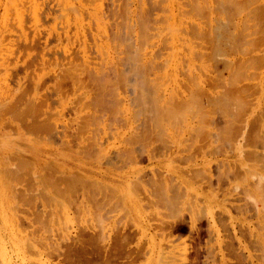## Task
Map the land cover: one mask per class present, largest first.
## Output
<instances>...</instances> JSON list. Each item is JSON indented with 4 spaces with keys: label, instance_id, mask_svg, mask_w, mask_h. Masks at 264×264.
<instances>
[{
    "label": "rangeland",
    "instance_id": "1",
    "mask_svg": "<svg viewBox=\"0 0 264 264\" xmlns=\"http://www.w3.org/2000/svg\"><path fill=\"white\" fill-rule=\"evenodd\" d=\"M70 1H72V4L69 3ZM79 1L80 2H78L77 0H67V5H65L66 0H0V19L3 20L4 18H6V14L7 17L10 16L11 11L9 10L11 8V10H13L12 13L14 17L11 16L12 18H9L10 24L12 27H15L16 31L19 30L17 34H15L16 32H13V30L15 29H11L10 25L9 27H7V29H0V50L5 49V54L3 52L0 53V63H2L1 59H3L4 57L7 59V61H9L8 68H4V66L0 65V92L4 93V95L3 93L0 94V110L2 111H0V215H2L1 217L3 218V220H1L0 217V225L2 228L1 231H5L4 233H0V239L3 237L5 239H3L4 243L0 240V264H9L13 261L17 264H20L22 262L24 264H34V262L36 263L37 256L35 252H32L33 254H35V256L31 252H29L30 249H34L28 247L27 244H29V246L31 245L32 247V243H36L35 241L40 238H44L41 241L42 244L50 243L51 245H53V243L59 242L64 248L63 250L70 251L72 257L74 258L73 261L68 262L67 260L63 259L64 257H59L60 259H57V255H46L45 260H50V258L52 260H48L49 263L45 262L46 264H59L55 260H59V262H63V264H170L169 258L170 255L172 256V254H169L171 253L170 251H173V248L175 246L183 243L184 241L187 243V260L185 256L177 259L178 264L182 263H180V261H184V264H264V180H262L264 179V0H231V2H233V5H231L232 3L229 5V2L223 4V7L220 6V3L218 4V1L223 3V0H204L206 4L210 1L207 5L211 8V10L213 8L215 9H213L214 12H205L200 10L202 13L205 12L203 16H201L202 13L200 16H193L192 13V15L189 14V9L190 11H192L196 8L183 6V3L187 0H146V3L144 4L143 2H145V0H140V2L142 3L140 4V6H137L138 4L136 5L139 0H100L101 3H103L104 7H102L107 16L105 15L103 10L100 11V9H96V4L99 0H91L92 2L90 0ZM152 1L157 4L153 3ZM195 1L196 0H194L193 2L194 4H196ZM197 1L199 2L197 3L198 6L200 5V9L203 8L205 2L202 1V3H204L202 4L200 3L201 0ZM212 1L213 3H211ZM93 2H95L96 4ZM117 2L119 7L117 6ZM149 2L150 5L148 4V8L151 6V2L153 3L152 5H154L150 8V10L145 7ZM171 2H173V4ZM78 3H81V6L83 4L84 8L78 5ZM188 3H190V5L192 6L194 5L192 2H186L187 5ZM179 4H181L182 7H180ZM206 4L204 8L205 10ZM6 5L10 7H7ZM127 5L129 9L130 6L131 9H136L135 12L137 11V13L131 10L128 12H130V14L132 15H129V13L127 12L128 8H126ZM133 5L136 8L133 7ZM141 5L142 9L144 7L146 11L145 9L141 10ZM177 5L179 6L177 7ZM23 6L26 8H24ZM232 6L233 8H231ZM30 7H42V9L44 10H42L43 15H41L43 26L38 28V34L35 31L34 25L32 24L33 21L31 22L28 18V13L26 14V11L28 10L27 8L30 9ZM74 7H77V9H79V14L77 13L78 10L74 9ZM138 7L140 9H138ZM68 8H73V11H70L72 12V14L74 13L76 17L74 14L73 16L72 14H70L69 16V13L71 12ZM82 8L84 10L83 15L80 14L82 12ZM173 8H175L174 12ZM181 8L183 10L184 8L188 10L187 11L185 9L187 12H189H186L188 14L187 16L182 15L181 17L180 14L183 13ZM62 9L64 11L66 9L69 11L68 16H63L67 12H64ZM95 9L104 13V15L102 13H98ZM147 9L155 13L154 14L151 12L150 16L151 20L153 21L150 26L152 27L153 25L154 28V31L153 29H151L153 32H151V30L150 32L151 34L154 33V37H151L154 42L151 40V44L149 43L148 46L149 49H146L145 47V51L147 50L146 53L149 55L148 58L154 53L159 54L158 60H161L164 56V59H162L163 61L161 60L160 63L157 60L160 67H163L164 69L165 67L169 68V65H171V67L168 70L163 69L164 71L162 70V68L155 69L156 71L151 70L150 72L144 74V76L146 75V77H142L143 75H138L135 71L132 70L127 71L135 72L136 75L135 73H130L131 75H129V72H127L126 70L125 71L128 73L127 75L125 72H121L120 70L119 74V71L117 70V63L119 62H117V60L119 61L120 58L124 57V55L118 53L121 51L118 48V31L122 30L121 28L123 27V25H120V22H133L137 20L136 16L139 18L140 14L142 15L144 13L143 11L147 12V16H149L150 12H148ZM89 10H91L92 13H89ZM19 11H24L25 16L27 15L25 19L27 18L29 21L26 26L27 32L29 33V42L23 40V38H20V29L17 25H14L16 14ZM177 11H180V14ZM195 12L196 14L197 12L199 14L198 10ZM97 13L102 16H99V20L103 18L101 20V25L99 24V20H95L98 17H95L94 15H98ZM196 14L194 13V15ZM3 15H5V17ZM58 15L60 16V18L58 17ZM90 15L92 16V19L90 18ZM111 16L115 21L110 22L111 20H113ZM162 16L168 20L166 21ZM170 16L172 17V19H169ZM68 17H74V19L69 18L70 22L68 23ZM93 17L95 19H93ZM128 17L129 19L134 18V20L127 21L129 20ZM185 17L187 19L193 18V20L188 19V24L187 22H184L186 24L181 23V27L179 25V22H183V20L186 21L187 19ZM216 18L219 19L217 20ZM77 19L79 20V22L84 24L80 25L81 23H79ZM90 19L91 21H88ZM175 19L177 21H175ZM71 20L75 22L77 21L78 23H75L77 24V26ZM172 20L176 23H173ZM189 20L192 22H190ZM96 21H99V23ZM193 21H199V25L207 28V31L202 28L203 32L204 30L206 32L210 31L212 29V26H219L217 24H224V26L221 25V32L224 34V36L218 41H212L209 37L196 38L194 39V41L192 40L193 46L197 47L196 50L203 49L204 51L202 52L205 56L204 59L202 58V60L195 61L194 59H192V63L189 64L190 61L187 60V58H190V56H185L186 54H188L186 51L187 45L182 44L183 42L180 39L183 38V35H179V32L184 31L183 28H187V26L190 29L189 25L194 23ZM107 22L109 25L107 24ZM104 23H106V26L108 25V35L106 34L107 29H104L106 27L104 26ZM116 23L118 24V26ZM98 25H103L102 27L105 31H103L101 29L102 27H100L101 30L99 32ZM162 25H164V27H162ZM85 26L86 28L81 29ZM209 26H211L210 29ZM77 27L80 33L77 31ZM179 27H181L182 30ZM74 28L76 31L74 30ZM116 28L117 30L118 28L120 30L116 31ZM167 28H169L171 31ZM67 29H70V31L68 32ZM84 29L86 31H84ZM176 29H180L178 30L179 32L176 31ZM156 30L157 32L158 30L159 32L161 31V33L158 32V36H160L161 34L162 39V36L166 38L169 36V34L172 35L174 32L173 30H175L176 35L175 37H173L174 35L172 37L170 35V39H166L169 41V44H167V41L164 40L166 42L165 43L161 38L159 40L158 36H156ZM162 30L166 31L164 32ZM5 31L6 33H4ZM63 31L69 33V39L66 37V33H64ZM81 31H83L84 36H86L84 37V39L81 38V42H79V38L83 37ZM114 31L118 33H115ZM75 32L77 36H75ZM93 32H95L94 34H97V36H100L101 38L100 39L97 37L96 43V40H94V38H96V35L95 37H93ZM100 33L109 36L108 39L112 42H110L106 38L107 36L103 37L104 35ZM162 33H164L165 35ZM166 33H168V36L166 35ZM181 33L184 34L183 32ZM73 36H75L77 39ZM2 37L5 38V41L4 39H2ZM58 38H61V40H59ZM113 38L116 40L113 41ZM99 39L101 42L103 41V39L104 41L108 40V42L106 41L105 43H101L100 41H98ZM10 40H12V42ZM161 40L164 43L163 45L157 43L158 41L161 42ZM114 42L116 45L113 44ZM96 44L104 49L102 50V52L105 51L103 53L104 58H102L100 48L98 50ZM172 44L176 46L177 44H179L181 47H184L186 45V47H184V53L183 48L181 49L179 45L177 47H174V45ZM1 45H4V47H2ZM112 45L113 47H111ZM168 45L171 48L173 47L172 49H174V52L172 49H170V47H168ZM64 49H67L68 51L66 50V52ZM6 50L8 52H6ZM84 50L86 51L84 52ZM107 50L109 51L107 52ZM115 50L116 54H114ZM148 50H153L154 52L151 51V53L150 51L148 52ZM180 50H182V52ZM206 50L208 51L206 52ZM83 53H89V55L85 54L86 56H83ZM149 53H151L152 55ZM170 53L173 55H171ZM177 53H179V56L181 54L182 57L177 56ZM106 54H108L109 56ZM168 55L171 56V62L175 63H171L169 61ZM84 57H88V62L85 61L86 58ZM172 57H174L175 59H172ZM177 57L179 58L177 59ZM180 58L182 60H180ZM110 59H112L113 65L111 64ZM183 59L185 61L187 60L188 62H185ZM19 60L21 62H19ZM104 60L106 64L103 63ZM109 60L110 62H107ZM164 60L167 61L168 64L163 63ZM203 60H206L205 63L208 62L209 64L207 63L208 65H205L203 63ZM194 61L195 68H193ZM77 62H79L80 67L77 66ZM225 62L229 63L226 65ZM72 63H74L75 66ZM87 63L90 64V67L89 64L87 65ZM107 63L111 65L108 64L106 68L103 64L107 65ZM162 63L165 67L162 66ZM202 63L203 66H201ZM114 65L117 66L114 67ZM68 66H70L69 69ZM184 66H189V69L187 70L190 71L186 72V69L182 70V67ZM209 66L211 67V69L209 68ZM231 66L235 67L234 69L235 71H237V74H235V71L233 70V68H231ZM200 67L202 71H199L201 70ZM227 67H229V69L231 68L232 71L229 72V69H226ZM73 68L74 70L76 69L77 72H75ZM173 68L178 69V71H176V69L173 71ZM204 69H207L208 71L206 72ZM114 70H116L117 72ZM191 72L192 74L194 73V75H192ZM246 72L248 73L246 74ZM188 73L191 75H189ZM80 74H82L81 77ZM111 74H113L114 76ZM196 75L199 77V79ZM115 76L117 77L115 78ZM147 76L149 77L147 78ZM190 76L191 78L196 77L194 79H197V84L195 83V80L193 81L190 78ZM134 77L135 79H138L139 77L140 81L136 80L137 82H135ZM151 77L153 78L151 79ZM122 78H125V80L127 78V80L124 82ZM155 79L158 81V83ZM117 80L120 81L121 84L118 83ZM151 80L153 82H151ZM202 80H204L203 83ZM127 81L129 82V84ZM236 81L237 83H240L236 84ZM109 82L113 83L112 87ZM133 82H135L137 85L139 84L137 87L140 86L139 88H141L142 92H145L147 95L150 94V90L152 87L156 90L158 89L157 87H159V94H163V96L165 95L164 98H166L167 96V98H169L170 96L173 97V95H170L169 92H171L172 90H177L175 91L177 94L179 93L178 96H176L177 99L184 98L186 102L187 100L192 98L190 90L192 87H194L193 89H200L199 87L204 86L201 91L204 95L202 96V94H200L197 96V98L204 101L202 102V106H200V104L195 105V103H193V100L190 102L192 104H189L192 106H189L187 102L185 103L186 105L183 103L180 106L181 108H178L183 111V114L186 113L188 115H184L186 118H183L184 116L181 117L179 115L180 118H182V121L183 119L186 120L187 125L185 121L184 123L187 127L183 122L180 121L181 123H179V120H181L180 118L179 120L178 118H176L178 122L175 121L176 119L174 120L175 122H177H174L175 124H177L176 126H180V124L183 123V129L180 127L182 129L180 131L185 132L187 128H189L190 131L188 130V133L185 132L183 134L181 133L180 135L177 132L179 130L176 131L177 127L175 126L176 128H174V126H172V120L174 118L168 119L167 117H164V114L162 116L163 119L160 117L159 120L161 121V119L164 120V118H167L169 120L168 122H172L170 123L171 126L165 121H163L164 123H157V121H153L152 123L149 122L150 120H154L153 118L156 119V113H153V109H151L153 104H147V107H145L144 104L143 106L139 102L138 104L142 105V107L137 104V94L141 95L142 92L137 87H135L136 91L134 92V86H136V84H134ZM146 82H148V84ZM8 83L10 85H8ZM79 83H81V87ZM123 83H126V85L128 84L126 86L127 88H125V84ZM131 83L132 85H130ZM33 84L36 86H34ZM225 84L226 86L228 85L227 88ZM3 85H5V87ZM142 85H144V87ZM196 85H198V87ZM215 87H217L219 90ZM6 88L9 93L6 91ZM8 88H10L11 91ZM37 88L38 90H36ZM113 88L114 90H112ZM164 88L168 89L165 90ZM162 90H165L166 92L164 91L162 93ZM229 90L235 92H231L229 94L230 96H232V99H234L235 102L231 99H229V102H225L226 100L208 101L207 99L208 96L222 95ZM173 93L174 92H172L171 94ZM176 93H174V95H177ZM186 95H189V97H187ZM234 95H239V98L241 97L240 100L238 99V96L234 97ZM204 96H207L206 99ZM8 97L11 99H9ZM4 98L6 99L4 100ZM119 98L120 100L125 101L124 104L123 101L121 102L119 100ZM130 98L131 100H133V104L136 102L135 106L133 105V108H135V112L133 111L134 109H131L132 107L129 108V103L126 102ZM8 100L9 102H6ZM120 102L124 107H128V111H125L126 108L124 109L123 107H121L122 105L120 104ZM210 104L215 105L213 106ZM137 105L142 109L137 107ZM150 105L151 107H149ZM143 107L145 108V110ZM193 107L195 110L193 109ZM206 107L209 111L204 110V108ZM95 108L98 110L95 111ZM123 109L124 112L122 113ZM129 109H131V113L133 114V116L129 115ZM136 109L138 110V112ZM196 109L197 111H201V113L205 111V113L203 114L206 116H204L206 120L204 124L205 130L202 129L203 134H199L197 140L195 138H197L198 133H196L194 129L196 126L197 128L199 126L198 119L200 118V112H197ZM93 111L94 113L96 112L95 114L97 115H94ZM148 111H151L152 113ZM144 112L147 113H145L146 118L144 117ZM140 113L143 115V117L141 116L142 119H140ZM197 113L199 115H197ZM92 114L93 116H91ZM207 114L210 115L207 116ZM192 116L194 118L196 116L197 120ZM127 117L129 118V121L127 120ZM138 117L139 120L136 119ZM131 119L132 123L130 122ZM101 121L103 125L101 124ZM126 121L128 122L127 124L125 123ZM188 121H190L191 124L188 123ZM230 121L232 123H230ZM134 122H138L140 124H135ZM87 123L88 127L86 128L85 125H87ZM150 124L152 127H150ZM153 124L156 127L153 126ZM188 124L191 126H189ZM192 124H194V126H192ZM89 125L91 130L89 128ZM231 125L234 126L232 127ZM158 126L160 128H158ZM228 126L230 127V129ZM165 127L166 130L163 129ZM134 128H137V131L134 130ZM150 128L154 133H151L152 130H150ZM173 128L175 130H173ZM52 131H54V133H52ZM146 131L148 132L146 133ZM172 131H176V134L175 132L172 133ZM218 131L220 133V137L218 136ZM137 133L141 134L139 139H136ZM229 134L232 136L230 137ZM200 135H202L203 137H201ZM222 135H225L224 137L228 139L226 140V138H224ZM211 136L215 137L211 138ZM146 138H148V140ZM261 138H263V140ZM97 139L98 142H95V144L94 141H97ZM184 139H186L187 141ZM211 139H213L214 143H216H211L213 142ZM217 139L219 141H217ZM137 140L140 142H137ZM208 140L211 142H209ZM207 143L209 144L207 145ZM184 146L186 148H184ZM201 146L203 149L201 148ZM134 148L136 151L138 150L137 152H135L136 159L134 158V156H131L132 154H134ZM145 149H149L148 151L150 152L148 153L151 154V158H149L148 153H146ZM131 151L133 153H131ZM112 162H115L116 164H113ZM2 172L8 174V176L3 174ZM10 174L12 175L10 176ZM159 180L161 181V183ZM97 182L98 184H96ZM99 183L101 184L99 185ZM161 185H163V188L160 187ZM164 186L166 189H164ZM131 187H133L134 189ZM257 187L260 188L258 189ZM256 188L258 189V191H255L257 190ZM105 190L109 191V193ZM162 190L167 193H164V191ZM166 190H168L169 192ZM114 194L116 196H114ZM164 194L166 197H164ZM248 194L251 195L249 196ZM110 195L113 197V199ZM97 197L99 198L97 199ZM103 197H106L104 201H102L104 199ZM167 197L168 200L166 199ZM95 198L97 200H95ZM109 200L111 201V203H108ZM122 200L123 202H120ZM140 200L142 202H140ZM116 202L117 207H120L118 208V212H116L117 209H115ZM168 202L170 203V205ZM97 206L98 208H96ZM104 206L105 210L101 211L100 208L104 209ZM113 207L116 213L113 211ZM99 210L101 211V213L99 212L101 215L97 213ZM112 211L113 213H111ZM97 214L101 218L104 217L103 226L106 227V225L108 224L106 228H100L101 223L97 226V223H99L101 219L96 216ZM13 215L14 217H12ZM210 215L213 216L214 220L210 217ZM11 217L14 224L10 222ZM16 217L19 219H17ZM27 219L31 220L30 224L28 223L29 221ZM32 221L34 222V225L32 224ZM20 223L23 225H21ZM18 224H20V226H18ZM93 228H95V230ZM102 228L106 229L105 231H103L106 234L109 231L108 235L113 233L111 234V238H108V236L106 235L107 241H105V244L104 242H102ZM214 228H219V231L217 232H220V235ZM9 230L12 232H10ZM30 230L31 232H29ZM35 233H38V235H36ZM31 234H35V240L33 239L35 237L33 235L32 237ZM122 234L124 235V237H121ZM64 236L73 238H71L69 242L61 241L63 240L62 238H64ZM118 236L120 237V239H118ZM217 237H219V239ZM123 238H126L125 242L122 241ZM81 242L82 244H80ZM36 244L38 245V243ZM68 246L70 247L68 248ZM37 248L41 249L42 247L41 245H38ZM105 248L107 249L105 250ZM136 248L139 249L140 254L135 259V255L131 253ZM24 249L26 253L22 254V250ZM128 256L132 257L129 258ZM175 256L177 257L178 255ZM9 257L12 259V261L9 259ZM3 259H5V261ZM171 259H173V256L172 258H170V260ZM175 260L176 259L174 257L171 262H173V264H176L177 261L175 262Z\"/></svg>",
    "mask_w": 264,
    "mask_h": 264
},
{
    "label": "bare ground",
    "instance_id": "2",
    "mask_svg": "<svg viewBox=\"0 0 264 264\" xmlns=\"http://www.w3.org/2000/svg\"><path fill=\"white\" fill-rule=\"evenodd\" d=\"M48 1H49V0H48ZM75 1H76V0H75ZM77 1L80 2L79 0H77ZM81 1H82V0H81ZM83 1H84V0H83ZM90 1H91V0H90ZM92 1H94V0H92ZM92 1H91V2H92ZM96 1H97V0H96ZM99 1H100V0H99ZM99 1H98V2H99ZM127 1H128V0H127ZM132 1H135V0H132ZM132 1H131V2H132ZM137 1H138V0H137ZM141 1H142V0H141ZM154 1H155V0H154ZM158 1H159V0H158ZM170 1H171V0H170ZM184 1H185V0H184ZM202 1H204V0H201L200 3H202ZM213 1H214V0H213ZM213 1H212L211 3H213ZM223 1H224L223 3L220 2V1H218V4L220 3V6H222L223 4H226V3H229V2H230L229 5H230L231 3H232L231 5H233V2H231V0H230V1L223 0ZM225 1H226V2H225ZM45 2H46V1H45ZM98 2H97V4H96L95 2H93V3L96 4V7H97L96 9H100V11H101V10H103V7H104V6H103V3H101V1H100L99 3H98ZM103 2H105V1H103ZM111 2H113V1H111ZM111 2H110V3H111ZM120 2H121V1H120ZM131 2H129V3H131ZM152 2H153V1H152ZM152 2H151V6H150L149 8H148L147 6H148V4L150 5V2L147 3L145 7H147V8L150 10V8L154 6V5H152V4L155 3V2H153V3H152ZM165 2H167V1H165ZM186 2H192V3H193L194 0H191V1H190V0L188 1V0H187ZM186 2H184L185 4L183 3V6H186V7H189V8H191V7H192V8H196V9L199 11V14H198V12H197V14H196V12H195V11H197L196 9L190 11L189 8H188V9H189V12H190V13L187 12L188 10H187L186 8H184V10L186 9L187 11L185 10V13H184V10L181 8L182 11H183V13L181 12L182 14L179 13L180 11H177V12L181 15V17H182V15H183V16H187V15H188L187 13H189V14L192 13L193 16H198V15L200 16L201 13H202L201 11L211 12V11H213V9H215V8L212 7L213 9L211 10V8L207 5L210 1H209L207 4H206V2L204 1L205 4H206V10L204 9V8H205V4H204V3H202V4H204V5H203V8L200 9V5L198 6V3H199V2H198L197 0L195 1V3L197 4V6H196V4H194V3H193V4H194L193 6L190 5V3H188V5H187ZM197 2H198V3H197ZM242 2H243V1H242ZM66 3H67V0H66V2H65V5H67ZM69 3L72 4V1H70ZM82 3H83V2H82ZM87 3H88V2H87ZM129 3H128V4H129ZM144 3H146V0H145V2H143V4H144ZM162 3H163V2H162ZM171 3L173 4V2H171ZM214 3H215V2H214ZM221 3H222V4H221ZM234 3H235V2H234ZM40 4H41V3H40ZM44 4H45V3H44ZM54 4H55V3H54ZM125 4H126V3H125ZM137 4H138V5H137ZM140 4H142V3H141L140 0H139V1L136 3V5H137V6H140ZM155 4H157V3H155ZM202 4H201V7H202ZM215 4H216V3H215ZM218 4H217V5H218ZM23 5H24V3H23ZM61 5H62V4H61ZM68 5H69V4H68ZM78 5L81 6V3H78ZM85 5H86V4H85ZM119 5H120V4H119ZM179 5H180V7H182L181 4H179ZM179 5H177V7H178ZM210 5H212V4H210ZM6 6H7V5H6ZM17 6H18V5H17ZM40 6H42V5H40ZM44 6H45V5H44ZM62 6H63V5H62ZM62 6H61V7H62ZM76 6H77V5H76ZM88 6H89V4H88ZM102 6H103V7H102ZM111 6H112V5H111ZM117 6H118V2H117ZM155 6H156V5H155ZM160 6H161V5H160ZM207 6H208V7H207ZM220 6H219V9H220ZM7 7H10V6H7ZM12 7H13V6H12ZM23 7H24V6H23ZM23 7H21V8H23ZM57 7H58V6H57ZM59 7H60V6H59ZM81 7L84 8V5L82 4ZM81 7H79V8H81ZM101 7H102V8H101ZM118 7H119V6H118ZM133 7H135V6L133 5ZM180 7H179V8H180ZM215 7H218V6H215ZM222 7H223V6H222ZM0 8H1V7H0ZM24 8H26V7H24ZM83 8H82V12L80 11V12H81V13H80L81 15H83V12H84ZM126 8H128V5H127ZM126 8H125V9H126ZM135 8H136V7H135ZM140 8H141V10L145 9L144 7H143V9H142V5H141ZM140 8L138 7V9H140ZM179 8H178V9H179ZM207 8H208V9H207ZM231 8H233V6H232ZM27 9H28V10L26 11V14L28 13V18L30 19L31 22L33 21L32 24L34 25V27H35V31H36L37 34H38V32H39V31H37V30H39L38 28H40L41 26H43V25H42V22H43V21H42V19H41V18H42L41 15H43L42 13H43L44 10L42 9V7H33V8L30 7V9H29V8H27ZM48 9H49V7H48ZM60 9H61V8H60ZM68 9H69V11H70V10L73 11V8H72V9H71V8H68ZM74 9L78 10L77 13L79 14V9H77V7H76V8L74 7ZM89 9H90V8H89ZM93 9H94V8H93ZM96 9H95V10H96ZM109 9H110V8H109ZM118 9H119V8H118ZM128 9H129V8H128ZM128 9H127V12L133 10L134 8L131 9V6H130V9H129V10H128ZM148 9H147V10H148ZM164 9H165V8H164ZM174 9H175V8H173V12H174ZM223 9H224V8H223ZM25 10H26V9H25ZM42 10H43V11H42ZM62 10H63V9H62ZM62 10H61V11H62ZM76 10H75V11H76ZM86 10H87V9H86ZM91 10H92V9H91ZM91 10H89V11H90L89 13H92ZM116 10H117V9H116ZM135 10H136V9H135ZM135 10H133V11L135 12ZM141 10H140V11H141ZM149 10H148V12H150V13H149V16H147V12H145V11H146V9H145V11H143L144 13H143L142 15L140 14V17H139V18L136 16L137 20L133 21L134 18L130 17V18H132V19H129V17H128L129 20H127V21L132 20L133 22H131V21H130V22H126V21H124V22H126V23H121V22H120V25H123V27L121 28L122 30H120V29L118 28V30H120V31H118L117 28H116V31L119 32V34H118V40H119V42H118V43H119L118 48L121 50V51H120V50L118 49V50L120 51V52H118V53H120L121 55H124V57L120 58L119 61L117 60V62H119V63H117L118 66H117V65H114V67L117 66V70H118V71L120 70L121 72H125L126 75L128 74L127 72H129V71H127V70H132V71H135L138 75H143L142 77H146V75L144 76V74L147 73V72H150L151 70L160 69V68H162V70L164 69L163 67H160L159 64H158V62L160 63V61H161L162 59H164V56H163V58H162L161 60H158V55H159V54L154 53V54L152 55V54H151V53H152L151 51H153V50H148V52H149V51L151 52V53H149V54L152 55V56H150V57L148 58L149 55L146 53L147 50L145 51V47H146V49H149V48H148L149 43L151 44L150 41H151L152 38L154 37V36H153L154 33L151 34V32L154 31L153 25H152V27L150 26L151 23L153 22V21L151 20V17H150L152 11H149ZM154 10H155V9H154ZM200 10H201V11H200ZM207 10H208V11H207ZM225 10H226V9H225ZM9 11H11L10 16L7 17V14H6V18H4L3 20L0 19V29H2V30L7 29V27H9V25L11 26V24H10V19L12 18L11 16L14 17V15H13V13H12L13 10H11V8H10ZM50 11H51V10H50ZM63 11H64V10H63ZM65 11H66L67 13H65L63 16L66 17V16H68L69 11H68L67 9H66ZM65 11H64V12H65ZM71 11H70V12H71ZM93 11H94V10H93ZM96 11H97L98 13H102V12H100L99 10H96ZM96 11H95V13H96ZM103 11H104V10H103ZM111 11H112V10H111ZM167 11H168V10H167ZM228 11H229V10H228ZM240 11H241V10H240ZM87 12H88V11H87ZM127 12H126V13H127ZM134 12H131V13H134ZM168 12H169V11H168ZM186 12H187V13H186ZM205 12H203L201 16H203V14H204ZM213 12H214V11H213ZM217 12H218V11H217ZM223 12H224V11H223ZM57 13H58V12H57ZM98 13H97V14H98ZM104 13H105V11H104ZM104 13H102V14L104 15ZM128 13H129V15H132V14H130V12H128ZM128 13H127V14H128ZM135 13H137V11H136ZM141 13H142V12H141ZM152 13H154V12H152ZM178 13H177V14H178ZM194 13H195L196 15H194ZM235 13H236V12H235ZM11 14H12V15H11ZM47 14H49V13H47ZM66 14H67V15H66ZM70 14H72V12L69 13V16H70ZM73 14H74V13H73ZM73 14H72V16H73ZM102 14H101V15H102ZM154 14H155V13H154ZM172 14H174V13H172ZM177 14H176V15H177ZM192 14H191V15H192ZM213 14H214V13H213ZM216 14H217V13H216ZM233 14H234V13H233ZM236 14H237V13H236ZM241 14H242V13H241ZM8 15H9V14H8ZM51 15H52V14H51ZM55 15H56V14H55ZM74 15H75V14H74ZM93 15H94V14H93ZM105 15L107 16L106 13H105ZM129 15H128V16H129ZM133 15H136V14H133ZM220 15H221V13H220ZM230 15H231V14H230ZM239 15H240V14H239ZM3 16L5 17V15H3ZM77 16H79V15H77ZM94 16H95V17H96V16L98 17V18H96V19L93 17V19H95V20H99V18L102 17V16H100V14H98V15L95 14ZM99 16H100V17H99ZM138 16H139V14H138ZM153 16H154V15H153ZM211 16H212V15H211ZM213 16H214V15H213ZM235 16H237V15H235ZM10 17H11V18H10ZM25 17H27V15L25 16V12H24V11H19V12H17L16 17H15L16 19L14 20V21H15V22H14V25H17L18 28L20 29V33H21L20 38H21V39L23 38V40L28 41V40H29V33L27 32V28H26V26H27V23H28L29 21H28L27 18H26V19H27V20H26ZM58 17L60 18L59 15H58ZM75 17H76V15H75ZM80 17H81V16H80ZM80 17H79V18H80ZM82 17H83V16H82ZM111 17H112V16H111ZM162 17H163V16H162ZM181 17H180V20H181ZM190 17H191V16H190ZM1 18H3V17H1ZM9 18H10V19H9ZM69 18H70V19H71V18L74 19V17H68V20H69L68 23L70 22V19H69ZM84 18H85V17H84ZM90 18L92 19V16H91V15H90ZM106 18H107V17H106ZM121 18H122V17H121ZM153 18H154V17H153ZM153 18H152V19H153ZM160 18H161V17H160ZM163 18H164V17H163ZM174 18H175V16H174ZM183 18H184V17H183ZM185 18H186V17H185ZM200 18H202V17H200ZM209 18H210V16H209ZM65 19H66V18H65ZM91 19L88 20V21H91ZM102 19H103V18H102ZM102 19H101V20H102ZM107 19H108V18H107ZM112 19H113V17H112ZM125 19H126V18H125ZM125 19H124V20H125ZM164 19H165V18H164ZM169 19H172V17L170 16ZM177 19H178V18H177ZM186 19H187V18H186ZM188 19H190V18H188ZM188 19H187L186 21L183 20V22H181V21L179 22V21H178V22L180 23L179 25L181 26V23L183 24L184 22H187V24H188ZM216 19H217V18H216ZM218 19H219V18H218ZM218 19H217V20H218ZM77 20H78V19H77ZM80 20H81V19H80ZM95 20H94V21H95ZM101 20H99L100 23H99V21H96V22H98V23L101 25V24H102V23H101ZM105 20H106V19H105ZM105 20H103V21H105ZM118 20H119V19H118ZM121 20H123V19H121ZM121 20H120V21H121ZM165 20L167 21L168 19H165ZM190 20H193V18L190 19ZM190 20H189V21H190ZM194 20H195V19H194ZM210 20H211V19H210ZM51 21H52V20H51ZM71 21H73V20H71ZM84 21H85V20H84ZM112 21H115V20L113 19V20H111L110 22H112ZM154 21H155V20H154ZM166 21H164V22H166ZM175 21H177V20L175 19ZM204 21H206V20H204ZM208 21H209V20H208ZM214 21H215V20H214ZM225 21H226V20H225ZM76 22H77V21H76ZM76 22L73 21L74 24H75ZM78 22H79V20H78ZM78 22H77V23H78ZM108 22H109V21H108ZM108 22H107V24H108ZM110 22H109V23H110ZM172 22H173V23H176V22H174L173 20H172ZM172 22H171V23H172ZM190 22H192V21H190ZM193 22H194L195 24L192 23V24H191L192 26L189 25L190 29L188 28L187 25H186L187 28H185V27L183 28L184 31H181V32H183L184 34H182L181 32L178 31V30H180V29L182 30V28H181L182 26L179 27L180 29H178V30L176 29V31L179 32V35H183V36H182L183 38L181 37L182 39H180V40L183 42V43H182V42H181V43L187 45V47H186V45H185L184 47L187 48L186 51H187V53H188V54H186L185 56H187V55L190 56V58H187V60L190 61L189 64L192 63V62H191L192 59H194L195 61H196V60H202V58L204 59V56H205V55L203 54V52H202V51H204L203 49H202V50H201V49H200V50H199V49L196 50L197 47L193 46V44H192V40L194 41V39H196V38H204V37H207V38H208V37H209L212 41H218V40H220V39L224 36V34L221 32V28H222L221 25L224 26V24H217V25H219V26H216V25H215V27H214V26H212V27L209 26V29H210V27H211L212 29H211L210 31L206 32V31H207V30H206L207 28H204L203 26L199 25V24H200L199 21H197V22L193 21ZM198 22H199V24H198ZM212 22H213V20H212ZM226 22H227V21H226ZM79 23H81V22H79ZM117 23H118V22H117ZM117 23H116V24H117ZM135 23H136V24H135ZM157 23H158V22H157ZM166 23H168V22H166ZM219 23H220V22H219ZM221 23H222V21H221ZM12 24H13V23H12ZM71 24H72V23H71ZM74 24H73V25H74ZM82 24H84V23H81L80 25H82ZM90 24H91V23H90ZM90 24H89V25H90ZM96 24H97V23H96ZM104 24H105V25H104ZM104 24H103V25L106 26V23H104ZM160 24H161V23H160ZM184 24H186V23H184ZM196 24H197V25H196ZM209 24H210V23H209ZM240 24H241V23H240ZM67 25H68V24H67ZM75 25L77 26V24H75ZM75 25H74V26H75ZM100 25H98V26H99V32H100L101 29L103 30V27H102L103 25H102V26H100ZM108 25H109V24H108ZM108 25H107V26H108ZM174 25H177V24H174ZM203 25H205V24H203ZM17 26H16V27H17ZM47 26H48V25H47ZM83 26H84V25H83ZM107 26L104 28L105 30L107 29V30H106V34L108 33V32H107V31H108V27H107ZM115 26H116V25H115ZM117 26H118V24H117ZM87 27H88V26H87ZM89 27H90V26H89ZM96 27H97V26H96ZM100 27H102V28L100 29ZM162 27H164V25H162ZM167 27H168V26H167ZM170 27H171V26H170ZM213 27H214V28H213ZM10 28H11V29H12V28L15 29L14 26H13V27L11 26ZM53 28H54V27H53ZM57 28H58V27H57ZM59 28H60V27H59ZM83 28H86V26H85V27H82L81 29H83ZM155 28H157V27H155ZM202 28L205 29L206 31L204 30V32H203V31H202ZM54 29H55V28H54ZM71 29H72V27H71ZM111 29H112V28H111ZM114 29H115V28H114ZM151 29H153V31H152ZM162 29H164V28H162ZM167 29H169V28H167ZM17 30H18V29H17ZM57 30H58V29H57ZM57 30H56V31H57ZM67 30H68V32L70 31V29H67ZM74 30H75V28H74ZM105 30H103V31H105ZM150 30H151V32H150ZM169 30H170V29H169ZM169 30H168V31H169ZM9 31H10V29H9ZM11 31H12V30H11ZM14 31L16 32L15 34H17V32H18L19 30L16 31V29H15V30H13V32H14ZM58 31H59V30H58ZM61 31H62V30H61ZM75 31H76V30H75ZM77 31L79 32L78 27H77ZM84 31H86V30L84 29ZM88 31H89V30H88ZM116 31H114V32H115V33H118V32H116ZM162 31L165 32L166 30H162ZM170 31H171V30H170ZM173 31H174L173 34H172V35L169 34V36H168V33H166V35L168 36V37H166V38H165L164 36H162L163 39L161 38V34H160V36H158V34L161 33V31L159 32V30H158V32H159V33H158L157 30H156L157 35H156V33H155V35L158 36L159 40H160V38H161L163 41L165 40V41L168 42L167 44H169V41L166 40V39H167V38L170 39V38H169L170 35H171V37H172L173 35H174L173 37H175V35H176L175 30H173ZM40 32H41V31H40ZM46 32H47V31H46ZM63 32L66 33V37L69 39V38H70V37H69V33L65 32V31H63ZM78 32H77V33H78ZM97 32H98V29H97ZM97 32H96V33H97ZM114 32H113V33H114ZM205 32H206V33H205ZM1 33H2V32H1ZM4 33H6V31H5ZM10 33H11V32H10ZM79 33H80V32H79ZM90 33H92V32H90ZM94 33H95V32H93V34H94ZM169 33H170V32H169ZM180 33H181V34H180ZM81 34L83 35V37H80V38H79V39H80L79 42H81V38L84 39V37L86 36V35L84 36L83 31H81ZM85 34H86V33H85ZM100 34H102V33H100ZM106 34H102V35H104L103 37H106V36L108 35V34H107V35H106ZM162 34H164V33H162ZM177 34H178V33H177ZM4 35H5V34H4ZM64 35H65V34H64ZM78 35H79V34H78ZM95 35H96V38H94V40H96V41H95V43H96V42H97V37H98V36H97V34H94L93 37H95ZM98 35H99V34H98ZM115 35H116V34H115ZM164 35H165V34H164ZM206 35H208V36H206ZM2 36H3V35H2ZM75 36H77L76 32H75ZM75 36H73V37H75ZM79 36H80V35H79ZM79 36H78V37H79ZM9 37H12V36H9ZM60 37H61V36H60ZM151 37H152V38H151ZM177 37H178V35H177ZM15 38H16V37H15ZM36 38H37V37H36ZM75 38H76V37H75ZM98 38H100V36H99ZM106 38L108 39L109 36H107ZM114 38H116V37H114ZM114 38H113V39H114ZM156 38H157V37H156ZM179 38H180V36H179ZM2 39H4V41H5V38H4V37H2ZM17 39H18V38H17ZM48 39H49V38H48ZM58 39L61 40V38H58ZM76 39H77V38H76ZM79 39H78V40H79ZM85 39H87V38H85ZM100 39H101V38H100ZM100 39H99L98 41H100ZM105 40H106V39H105ZM108 40H109V39H108ZM108 40H106V41L108 42ZM115 40H116V39H114L113 41H115ZM118 40H117V41H118ZM154 40H156V39H154ZM162 40H161L162 43H161L160 41H158L157 43H159L160 45H163L164 43H163ZM180 40H179V42H180ZM10 41L12 42V40H10ZM83 41H85V40H83ZM106 41H104V39H103L102 42L105 43ZM109 41H110V40H109ZM117 41H116V42H117ZM152 41H153V40H152ZM165 41H164V42H165ZM243 41H244V39H243ZM1 42H2V41H1ZM28 42H29V41H28ZM28 42H27V43H28ZM56 42H57V40H56ZM100 42H101V41H100ZM102 42H101V43H102ZM110 42H112V41H110ZM153 42H154V41H153ZM177 42H178V41H177ZM177 42H176V43H177ZM220 42H221V41H220ZM223 42H224V41H223ZM17 43H18V42H17ZM52 43H53V42H52ZM68 43H69V42H68ZM83 43H84V42H83ZM85 43H86V42H85ZM90 43H91V42H90ZM90 43H89V44H90ZM98 43H99V42H98ZM118 43H117V44H118ZM155 43H156V42H155ZM165 43H166V42H165ZM171 43H172V42H171ZM70 44H71V43H70ZM75 44H76V43H75ZM113 44H115V42H114ZM153 44H154V43H153ZM174 44H175V43H174ZM174 44H172V45H174ZM206 44H207V43H206ZM209 44H210V43H209ZM223 44H224V43H223ZM251 44H252V43H251ZM58 45H59V44H58ZM71 45H72V44H71ZM85 45H86V44H85ZM96 45H97V49H98V50H99V48H100V52H101L102 58H104V57H103V56H104L103 53H104L105 51L102 52V50H104V49H102L101 46L99 47L98 44H96ZM103 45H104V44H103ZM109 45H110V43H109ZM115 45H116V44H115ZM178 45H179V44H177V46H178ZM203 45H204V44H203ZM218 45H220V44H218ZM1 46H2V45H1ZM15 46H16V45H15ZM90 46H91V45H90ZM104 46H105V45H104ZM104 46H103V47H104ZM175 46H176V45H174V47H175ZM177 46H176V47H177ZM179 46H180V45H179ZM182 46H183V45H182ZM208 46H209V45H208ZM2 47H4V45H3ZM66 47H67V46H66ZM68 47H69V46H68ZM95 47H96V46H95ZM95 47H94V48H95ZM111 47H113V45H112ZM168 47H170V46L168 45ZM180 47H181V46H180ZM184 47H181V49L183 48V53H184V51H185V50H184ZM199 47H200V46H199ZM73 48H74V47H73ZM85 48H86V47H85ZM172 48H173V47H172ZM172 48L170 47V49H172ZM209 48H210V47H209ZM17 49H18V48H17ZM76 49H78V48H76ZM105 49H106V47H105ZM114 49H115V48H114ZM151 49H152V48H151ZM170 49H169V50H170ZM179 49H180V48H179ZM220 49H221V48H220ZM244 49H245V48H244ZM1 50H2V49H1ZM1 50H0V53H1V52L4 53V50H5V49L2 50V51H1ZM64 50H65V49H64ZM66 50H67V49H66ZM66 50H65V51H66ZM69 50H70V49H69ZM172 50H173V52H174V49H172ZM177 50H178V49H177ZM177 50H176V51H177ZM209 50H210V49H209ZM28 51H29V50H28ZM67 51H68V50H67ZM67 51H66V52H67ZM85 51H86V50H84V52H85ZM108 51H109V50H107V52H108ZM170 51H171V50H170ZM180 51L182 52V50H180ZM207 51H208V50H206V52H207ZM6 52H8V51L6 50ZM9 52H10V51H9ZM66 52H65V53H66ZM77 52H78V51H77ZM112 52H113V51H112ZM153 52H154V51H153ZM168 52H169V51H168ZM181 52H180V53H181ZM13 53H14V52H13ZM41 53H42V52H41ZM98 53H99V51H98ZM109 53H110V52H109ZM109 53H108V54H109ZM118 53H117V55H118ZM204 53H205V52H204ZM4 54H5V53H4ZM17 54H18V53H17ZM39 54H40V53H39ZM78 54H80V53H78ZM85 54H88V55H89V53H83V56H84ZM95 54H96V53H95ZM108 54H106V55H108ZM114 54H116V50H115ZM170 54H171V53H170ZM177 54H178L177 56H179V53H177ZM7 55H8V54H7ZM14 55H15V54H14ZM101 55H100V57H101ZM171 55H173V54H171ZM174 55H175V54H174ZM183 55H184V54H183ZM71 56H72V55H71ZM85 56H86V55H85ZM108 56H109V55H108ZM168 56H169L168 59H169V61L171 62V59H170L171 56H170V55H168ZM220 56H221V55H220ZM3 57H4V56H3ZM15 57H16V56H15ZM69 57H70V56H69ZM105 57H106V56H105ZM179 57H182L181 54H180ZM179 57H177V59H178ZM218 57H219V56H218ZM218 57H217V59H218ZM221 57H222V56H221ZM221 57H220V58H221ZM10 58H11V57H10ZM24 58H25V57H24ZM43 58H44V57H43ZM47 58H49V57H47ZM82 58H83V57H82ZM84 58H86V57H84ZM147 58H148V59H147ZM160 58H161V57H160ZM166 58H167V55H166ZM220 58H219V59H220ZM222 58H223V57H222ZM68 59H69V58H68ZM172 59H175V58L172 57ZM48 60H49V59H48ZM50 60H51V59H50ZM60 60H61V59H60ZM64 60H65V59H64ZM83 60H84V59H83ZM87 60H88V57L85 59V61H87ZM110 60H111V64H112V59H110ZM110 60L107 61V62H110ZM157 60H158V62H157ZM165 60H166V59H165ZM165 60H164L163 63H167V61H165ZM180 60H182V59L180 58ZM180 60H179V61H180ZM183 60H184V59H183ZM187 60H186V61H187ZM215 60H216V59H215ZM1 61H2V63H0V65H1V66H4V68H5V67L8 68L9 61H7V59H6L5 57H4L3 59H1ZM39 61H40V60H39ZM44 61H45V60H44ZM52 61H53V60H52ZM68 61H69V60H68ZM85 61H84V63H85ZM113 61H114V59H113ZM162 61H163V60H162ZM172 61H173V60H172ZM175 61H176V60H175ZM184 61H185V60H184ZM186 61H185V62H186ZM195 61L193 62V63H194V64H193V68H195V66H194V65H195ZM205 61H206V60H203V63H204L205 65H208L209 63H208V62L205 63ZM210 61H211V60H210ZM248 61H249V60H248ZM252 61H253V60H252ZM256 61H257V60H256ZM19 62H21V61L19 60ZM87 62H88V61H87ZM102 62H103V61H102ZM170 62H169V63H170ZM177 62H178V61H177ZM187 62H188V61H187ZM218 62H219V61H218ZM13 63H14V62H13ZM33 63H34V62H33ZM77 63H78V65H77V64H76V65L79 66V62H77ZM103 63L106 64L105 60H104ZM163 63H162V66H164ZM171 63H175V62H171ZM181 63H182V61H181ZM183 63H184V62H183ZM203 63H202L201 66H203ZM207 63H208V64H207ZM210 63H211V62H210ZM228 63H229V62H225L226 65H227ZM248 63H249V62H248ZM248 63H247V64H248ZM250 63H251V62H250ZM252 63H253V62H252ZM254 63H255V62H254ZM256 63H257V62H256ZM44 64H45V63H44ZM72 64L74 65V63H72ZM82 64H83V63H82ZM88 64H89V63H87V65H88ZM105 64H103V65L107 68V66H108L109 63H107V65H105ZM111 64H109V65H111ZM115 64H116V63H115ZM167 64H168V63H167ZM189 64H187V65H189ZM199 64H200V63H199ZM213 64H214V63H213ZM45 65H46V64H45ZM70 65H71V64H70ZM103 65H102V66H103ZM112 65H113V64H112ZM165 65H166V64H165ZM257 65H258V64H257ZM54 66H55V64H54ZM74 66H75V65H74ZM169 66L171 67V65H169ZM169 66H168V67H169ZM172 66H173V65H172ZM190 66H191V65H190ZM198 66H199V65H198ZM234 66H235V65H234ZM244 66H245V65H244ZM244 66H243V67H244ZM37 67H38V66H37ZM69 67H70V66H68V69H69ZM71 67H72V66H71ZM79 67H80V66H79ZM82 67H83V66H82ZM89 67H90V64H89ZM99 67H100V66H99ZM158 67H159V68H158ZM164 67H165V66H164ZM170 67H169V68H170ZM184 67H185V66H184ZM184 67H182V68H183L182 70H185V69H186V72L190 71V70H187V69H189V66H187L188 68H187V67L184 68ZM207 67H208V66H207ZM248 67H249V66H248ZM253 67H254V66H253ZM74 68H75V67H74ZM74 68H73V70H74ZM169 68H166V67H165L166 70H168ZM197 68H199V67H197ZM209 68L211 69L210 66H209ZM231 68H233V70L235 71V69H234L235 67L231 66ZM231 68H230V69H231ZM25 69H26V68H25ZM25 69H24V70H25ZM35 69H36V68H35ZM70 69H72V68H70ZM76 69H77V67H76ZM76 69L74 70L75 72H77ZM95 69H96V68H95ZM97 69H99V68H97ZM100 69H101V68H100ZM112 69H113V68H112ZM112 69H111V70H112ZM114 69H115V68H114ZM165 69H164V70H165ZM175 69H176V68H175ZM175 69L173 68V71H174ZM200 69H201V67H200ZM226 69L228 70L229 67H227ZM230 69L228 70L229 72L232 71V69H231V70H230ZM245 69H246V68H245ZM245 69H244V70H245ZM247 69H248V68H247ZM249 69H250V68H249ZM3 70H4V69H3ZM27 70H28V69H27ZM93 70H94V69H93ZM106 70H107V69H106ZM125 70H126L127 72H126ZM164 70H163V71H164ZM171 70H172V69H171ZM171 70H170V71H171ZM196 70H197V69H196ZM204 70H205L206 72L208 71L207 69H204ZM220 70H222V69H220ZM0 71H1V70H0ZM78 71H79V70H78ZM82 71H83V70H82ZM95 71H96V70H95ZM97 71H99V70H97ZM114 71H116V70H114ZM120 71H119V74H120ZM155 71H156V70H155ZM170 71H169V72H170ZM176 71H178V69H176ZM180 71H181V69H180ZM197 71H198V70H197ZM199 71H202V69L199 70ZM245 71H246V70H245ZM93 72H94V71H93ZM101 72H102V71H101ZM104 72H105V71H104ZM106 72H107V71H106ZM111 72H112V71H111ZM116 72H117V71H116ZM135 72H131V71H130V72H129V75H131L130 73L133 74V73H135ZM152 72H154V71H152ZM161 72H162V71H161ZM226 72H227V71H226ZM236 72H237V71H235V74H237ZM136 73H135V75H136ZM159 73H160V72H159ZM163 73H164V72H163ZM163 73H162V74H163ZM174 73H176V72H174ZM174 73H173V74H174ZM189 73H190V72H189ZM189 73H188V74H189ZM203 73H204V72H203ZM215 73H216V72H215ZM221 73H222V72H221ZM238 73H239V72H238ZM247 73H248V72H246V74H247ZM40 74H41V72H40ZM116 74H117V73H116ZM164 74H165V73H164ZM191 74H192V72H191ZM191 74H189V75H191ZM216 74H217V73H216ZM230 74H231V73H230ZM233 74H234V73H233ZM239 74H241V73H239ZM239 74H238V75H239ZM3 75H4V74H3ZM11 75H12V74H11ZM32 75H33V74H32ZM81 75H82V74H80V77H81ZM111 75H113V74H111ZM117 75H118V74H117ZM126 75H125V77H126ZM138 75H137V76H138ZM152 75H153V74H152ZM152 75H151V76H152ZM192 75H194V73H193ZM241 75H242V74H241ZM241 75H240V76H241ZM77 76H78V75H77ZM113 76H114V75H113ZM121 76H123V75H121ZM166 76H167V75H166ZM175 76H176V75H175ZM196 76H197V75H196ZM245 76H246V75H245ZM33 77H34V76H33ZM89 77H90V76H89ZM116 77H117V76H115V78H116ZM142 77H141V79H142ZM148 77H149V76H147V78H148ZM164 77H165V76H164ZM164 77H162V78H164ZM193 77H194V76H193ZM197 77H198V76H197ZM208 77H209V76H208ZM212 77H213V76H212ZM230 77H232V76H230ZM236 77H237V76H236ZM238 77H239V76H238ZM103 78H104V77H103ZM113 78H114V77H113ZM127 78H128V77H127ZM127 78H126V80H127ZM130 78H131V77H130ZM132 78H133V77H132ZM152 78H153V77H151V79H152ZM156 78H157V76H156ZM165 78H166V77H165ZM190 78H191V76H190ZM194 78H196V77H194ZM194 78H191V79H192L193 81L195 80V83H196L197 79H194ZM233 78H234V77H233ZM239 78H240V77H239ZM17 79H18V78H17ZM17 79H16V80H17ZM109 79H110V77H109ZM109 79H108V81H109ZM134 79H135V77H134ZM134 79H133V80H134ZM167 79H168V78H167ZM198 79H199V77H198ZM201 79H202V78H201ZM207 79H208V78H207ZM101 80H102V79H101ZM119 80H120V79H119ZM122 80H123L124 82L126 81L125 78H122ZM122 80H121V81H122ZM136 80L138 81V80H139V77H138V79H135V82H137ZM144 80H145V79H144ZM148 80H149V79H148ZM155 80H156V79H155ZM163 80H164V79H163ZM171 80H172V79H171ZM236 80H237V79H236ZM20 81H21V80H20ZM37 81H38V80H37ZM77 81H78V80H77ZM104 81H105V80H104ZM104 81H103V82H104ZM108 81H107V82H108ZM123 81H122V82H123ZM139 81H140V80H139ZM156 81H157V80H156ZM203 81H204V80H202V83H203ZM233 81H234V80H233ZM233 81H232V82H233ZM73 82H74V81H73ZM73 82H72V83H73ZM112 82H113V81H112ZM112 82H109V83L111 84V87H112V84H113ZM117 82L121 84L120 81L117 80ZM127 82H128V81H127ZM127 82H126V83H127ZM135 82H133V83L136 84ZM149 82H150V81H149ZM151 82H153V81L151 80ZM160 82H161V80H160ZM197 82H198V81H197ZM199 82H200V80H199ZM234 82H235V81H234ZM5 83H7V82H5ZM9 83H10V82H9ZM9 83H8V85H10ZM72 83H71V84H72ZM104 83H105V82H104ZM126 83H123V84H125V88H127L126 86L129 84V82H128L127 85H126ZM146 83L148 84V82H146ZM154 83H155V81H154ZM157 83H158V81H157ZM218 83H219V82H218ZM238 83H240V82H238ZM238 83H237V81H236V84H238ZM83 84H84V83H83ZM110 84H108V85H110ZM143 84H144V82H143ZM149 84H150V83H149ZM152 84H153V83H152ZM152 84H151V87H152ZM196 84H197V83H196ZM228 84H229V83H228ZM33 85H34V84H33ZM38 85H39V84H38ZM76 85H77V84H76ZM76 85H75V87H76ZM79 85H80V87H81V83H79ZM97 85H98V84H97ZM130 85H132V83H131ZM130 85H129V86H130ZM138 85H139V84H138ZM138 85L136 84V86H134V92L136 91L135 87H137ZM140 85H141V84H140ZM230 85H231V84H230ZM3 86L5 87V85H3ZM34 86H36V85H34ZM77 86H78V85H77ZM123 86H124V85H123ZM142 86L144 87V85H142ZM147 86H148V85H147ZM147 86H146V87H147ZM196 86L198 87V85H196ZM199 86H200V85H199ZM225 86H226V84H225ZM227 86H228V85H227ZM227 86H226V88H227ZM234 86H235V84H234ZM8 87H9V86H8ZM15 87H16V86H15ZM20 87H21V85H20ZM103 87H104V86H103ZM119 87H120V86H119ZM130 87H131V86H130ZM132 87H133V86H132ZM139 87H140V86H139ZM139 87H137V88H139ZM155 87H156V86H155ZM161 87H162V86H161ZM164 87H165V85H164ZM188 87H189V86H188ZM231 87H232V86H231ZM237 87H238V86H237ZM1 88H2V87H1ZM24 88H25V87H24ZM109 88H110V87H109ZM148 88H149V87H148ZM157 88H158V89L156 90L155 88L152 87L151 90H150V94H149V95H147L145 92H142L141 88H139L140 91H141L142 93L140 92L141 95L137 94V98H136V99H137V104H138V102H139V103L142 104V105L144 104L145 107H147V104H148V105H149V104H151V105L153 104L151 109H153V111H152L153 113H154V112L156 113L155 115H156V119H157V120H156L155 118L152 117L154 120H152V121L150 120L149 122L152 123L153 121H155V122L157 121V123H160V122L165 121V122H167V124H169V125H170V123L173 122V123H172V126H174V128L177 127V128H176V131H177V130H179V131L182 130V129H183V125H182V124L184 123V121H185V123H186V120L183 119V121H182V118H180V116L183 117L186 113L183 114V111H181V110L178 109V108H181L180 106H181L183 103L185 104V103L188 102V103H187L188 105H189V104H192V103H190V102L193 101V100L195 101V102L193 101V103H195V105H199V104H200V106H202V104H203L202 102H204V101H202L201 99L197 98L198 95L202 94L201 91H202V89L204 88V86L199 87L200 89H197V88H196V89H193L194 87H192V88L190 89V90H191V95H192V96H191V95H190V96H191L192 98H190V99L188 98L189 100H187V98H186L187 102L185 101L184 98H183V99H180V98L177 99L176 96H178V94H179V93L177 94V93L175 92V91H177V90H175V91L172 90L171 92L168 91V92L170 93V95H173V97L170 96L171 98H170V97L167 98V97H168V96H167L166 98H164L165 95L163 96L162 93H163L166 89H168V88H164L165 90H164V91H163V90L161 91V92H162V93H161L162 95L159 94V91H160V90H159V87H157ZM208 88H209V87H208ZM215 88H217V87H215ZM224 88H225V87H224ZM8 89H10V88H8ZM14 89H15V88H14ZM78 89H79V88H78ZM115 89H116V88H115ZM153 89H154V90H153ZM161 89H162V88H161ZM205 89H206V88H205ZM217 89H218V88H217ZM220 89H221V88H220ZM237 89H238V88H237ZM244 89H245V88H244ZM247 89H248V88H247ZM36 90H38V88H37ZM82 90H83V87H82ZM104 90H105V89H104ZM112 90H114V88H113ZM158 90H159V91H158ZM207 90H208V89H207ZM207 90H206V91H207ZM218 90H219V89H218ZM231 90H232V88H231ZM250 90H251V89H250ZM6 91H7V88H6ZM10 91H11V89H10ZM143 91H144V90H143ZM145 91H146V90H145ZM209 91H210V89H209ZM248 91H249V90H248ZM7 92H8V91H7ZM165 92H166V91H165ZM172 92L176 93L177 95H174V93L171 94ZM218 92H219V91H218ZM231 92H232V91L229 90V91H227L225 94H222V95H218V96L215 95V96H208V97H207V96H204V97H205V99H206V97H207L208 101H211V100H214V101H216V100H218V101H219V100H226L225 102H229V101H230L229 99H231V100L234 101V99H232V96L229 95ZM242 92H243V90H242ZM1 93H3V92H0V94H1ZM8 93H9V92H8ZM56 93H57V92H56ZM58 93H59V92H58ZM66 93H67V92H66ZM96 93H97V92H96ZM189 93H190V92H189ZM209 93H211V92H209ZM213 93H214V92H213ZM232 93H235V92H232ZM246 93H247V92H246ZM19 94H20V93H19ZM101 94H102V93H101ZM164 94H165V93H164ZM186 94H187V92H186ZM242 94H244V93H242ZM247 94H248V93H247ZM249 94H250V92H249ZM251 94H252V93H251ZM3 95H4V93H3ZM9 95H10V94H9ZM37 95H38V94H37ZM85 95H86V94H85ZM117 95H118V94H117ZM168 95H169V94H168ZM203 95H204V94H202V96H203ZM205 95H206V94H205ZM239 95H240V94H239ZM239 95H237V96H238V99L240 100L241 97L239 98ZM245 95H246V94H245ZM0 96H1V95H0ZM179 96H180V95H179ZM186 96H187V95H186ZM237 96L234 95V97H237ZM10 97H11V96H10ZM41 97H42V96H41ZM82 97H83V96H82ZM96 97H97V96H96ZM119 97H121V96H119ZM162 97H163L164 99H163ZM181 97H182V95H181ZM184 97H185V96H184ZM187 97H189V95H188ZM2 98H3V97H2ZM6 98H7V97H6ZM6 98H4V100H5ZM8 98H9V97H8ZM43 98H44V97H43ZM175 98H176V99H175ZM244 98H245V97H244ZM249 98H250V97H249ZM9 99H11V98H9ZM29 99H30V98H29ZM36 99H37V98H36ZM122 99H123V97H122ZM238 99H236V100H238ZM245 99H246V98H245ZM1 100H2V99H1ZM26 100H27V99H26ZM38 100H39V99H38ZM105 100H106V99H105ZM114 100H115V99H114ZM119 100H120V98H119ZM134 100H135V99H134ZM13 101H14V100H13ZM27 101H28V100H27ZM120 101H121V102L123 101V104H124V102H125L124 100H120ZM241 101H242V99H241ZM243 101H244V100H243ZM6 102H9V100L6 101ZM103 102H105V101H103ZM121 102H120V104L122 105L121 107H123L124 109L126 108L125 111H126V110L128 111V107H124L123 104H122ZM126 102L129 103V108L132 107L131 109H134L133 111L135 112V108H133V105L135 106V103H136V102L133 104V103H132L133 100H131V98H130L128 101H126ZM234 102H235V101H234ZM236 102H237V101H236ZM0 103H1V102H0ZM32 103H34V102H32ZM208 103H209V102H208ZM5 104H6V103H5ZM5 104H4V105H5ZM10 104H12V103H10ZM24 104H25V103H24ZM29 104H30V103H29ZM35 104H36V103H35ZM89 104H90V103H89ZM232 104H235V103H232ZM238 104H239V103H238ZM1 105H2V104H1ZM99 105H100V104H99ZM111 105H112V104H111ZM127 105H128V104H127ZM138 105H139V104H138ZM138 105H137V107H139V106L142 107V105H139V106H138ZM144 105H143V106H144ZM151 105H150L149 107H151ZM185 105H186V104H185ZM205 105H206V104H205ZM210 105H213V106H214L215 104H210ZM217 105H218V104H217ZM224 105H225V103H224ZM236 105H237V104H236ZM247 105H248V104H247ZM22 106H24V105H22ZM87 106H88V105H87ZM92 106H93V105H92ZM97 106H98V105H97ZM125 106H126V104H125ZM189 106H192V105H189ZM240 106H242V105H240ZM240 106H239V107H240ZM3 107H4V106H3ZM8 107H9V106H8ZM48 107H49V106H48ZM89 107H90V105H89ZM154 107H155V109H154ZM194 107H196V106H194ZM194 107H193V109H194ZM204 107H205V106H204ZM209 107H210V106H209ZM209 107H208V108H209ZM225 107H226V106H225ZM237 107H238V106H237ZM20 108H21V107H20ZM25 108H26V107H25ZM25 108H24V109H25ZM33 108H34V107H33ZM43 108H44V107H43ZM43 108H42V109H43ZM45 108H46V107H45ZM81 108H82V107H81ZM86 108H88V107H86ZM139 108H140V107H139ZM143 108H144V107H143ZM182 108H183V106H182ZM200 108H201V107H200ZM212 108H213V107H212ZM214 108H215V107H214ZM4 109H5V108H4ZM24 109H23V110H24ZM82 109H83V108H82ZM88 109H90V108H88ZM124 109L122 110V113L124 112ZM131 109H129V115H132V116H133V114L131 113ZM137 109H138V108H137ZM137 109H136V110H137ZM140 109H142V108H140ZM140 109H139V111H140ZM147 109H148V108H147ZM147 109H146V110H147ZM191 109H192V108H191ZM193 109H192V110H193ZM206 109H207V107L204 108V110H205V111H209L208 109H207V110H206ZM218 109H219V106H218ZM223 109H224V108H223ZM51 110H52V109H51ZM93 110H94V108H93ZM96 110H98V109L95 108V111H96ZM144 110H145V108H144ZM188 110H189V109H188ZM192 110H191V111H192ZM194 110H195V109H194ZM0 111H1V110H0ZM49 111H50V110H49ZM133 111H132V112H133ZM196 111H197V109H196ZM205 111H203V113H205ZM217 111H218V110H217ZM223 111H224V110H223ZM1 112H2V111H1ZM17 112H18V111H17ZM24 112H25V111H24ZM41 112H42V111H41ZM102 112H103V111H102ZM113 112H114V111H113ZM113 112H111V113H113ZM137 112H138V110H137ZM146 112H147V111H146ZM146 112L143 113L145 118H146L145 115L147 114ZM148 112H151V111H148ZM152 112H151V113H152ZM158 112H159V113H158ZM197 112H200V115L197 113V115H199L200 118H199V116H198V118H199V119H198V124H199L198 128H197V126H196V127H195L196 130L194 129V131H196V133H198V134H197V138H195L196 140L198 139V135H199V134H203V130H205V129H204V127H205L204 124H205V121H206L205 118H204L205 115H204L203 113H201V111H199V110H198ZM55 113H56V112H55ZM55 113H54V114H55ZM91 113H92V112H91ZM93 113H94V111H93ZM95 113H96V112H95ZM95 113H94V115H97V114H95ZM141 113H142V112H141ZM141 113H140V114H141ZM145 113H146V114H145ZM57 114H58V113H57ZM101 114H102V113H101ZM124 114H126V113H124ZM124 114H122V115H124ZM148 114H149V113H148ZM163 114H164V117H167L168 119H170V118H172V119L174 118V119L172 120V122H168L169 120H168L167 118H164V120H162V119H163V117H162ZM182 114H183V115H182ZM32 115H33V114H32ZM50 115H51V114H50ZM105 115H106V114H105ZM105 115H104V116H105ZM134 115H135V114H134ZM149 115H150V114H149ZM179 115H180V116H179ZM191 115H192V114H191ZM209 115H210V114H209ZM209 115L207 114V116H209ZM55 116H56V115H55ZM91 116H93V114H92ZM126 116H127V115H126ZM141 116L143 117V115H142V114L140 115V119H142ZM147 116H148V115H147ZM151 116H152V115H151ZM178 116H179V117H178ZM186 116H188V115L186 114ZM214 116H215V115H214ZM225 116H226V115H225ZM225 116H224V117H225ZM14 117H15V115H14ZM94 117H95V116H94ZM128 117H129V116H128ZM128 117H127V120L129 121V118H128ZM160 117L162 118L161 121L159 120ZM192 117H193V116H192ZM205 117H206V116H205ZM210 117H211V116H210ZM227 117H228V116H227ZM49 118H50V117H49ZM124 118H125V117H124ZM134 118H135V116H134ZM145 118H144V119H145ZM152 118H151V119H152ZM176 118H178V120H179V118L181 119V120H179V123L183 122L182 124H180V126H179V125L176 126L177 124H175V123L178 122ZM183 118H186V117L184 116ZM193 118H194V117H193ZM207 118H208V117H207ZM225 118H226V117H225ZM44 119H45V118H44ZM115 119H116V118H115ZM132 119H133V118H132ZM132 119H131V121H130L131 123H132ZM136 119L139 120V117L136 118ZM136 119H135V121H136ZM144 119H143V120H144ZM166 119H167V121H166ZM175 119H176V120H175ZM187 119H188V118H187ZM194 119L197 120V117L195 116ZM194 119H193V120H194ZM210 119H211V118H210ZM229 119H231V118H229ZM34 120H35V118H34ZM82 120H83V119H82ZM101 120H102V119H101ZM143 120H142V121H143ZM174 120L177 121V122H175ZM190 120H191V119H190ZM133 121H134V120H133ZM180 121H181V122H180ZM118 122H119V121H118ZM130 122H129V123H130ZM138 122H141V121H138ZM138 122H134V123L136 124V123H138ZM174 122H175V123H174ZM227 122H228V121H227ZM233 122H234V121H233ZM43 123H44V122H43ZM46 123H47V121H46ZM48 123H49V122H48ZM88 123H92V122H88ZM88 123H87V125H85L86 128L88 127ZM96 123H97V122H96ZM104 123H105V122H104ZM106 123H107V122H106ZM113 123H114V121H113ZM115 123H116V122H115ZM125 123L127 124L128 122L126 121ZM125 123H124V124H125ZM131 123H130V124H131ZM147 123H148V122H147ZM163 123H164V122H163ZM179 123H178V124H179ZM185 123H184V125H185ZM188 123H190V121H188ZM192 123H193V122H192ZM230 123H232V122L230 121ZM234 123H235V122H234ZM49 124H50V123H49ZM101 124L103 125L102 121H101ZM117 124H118V123H117ZM120 124H121V123H120ZM135 124H134V125H135ZM138 124H140V123H138ZM138 124H137V125H138ZM145 124H146V123H145ZM190 124H191V123H190ZM196 124H197V123H196ZM226 124H228V123H226ZM235 124H236V123H235ZM39 125H40V124H39ZM57 125H58V124H57ZM134 125H133V126H134ZM143 125H144V124H143ZM156 125H157V124H156ZM165 125H166V124H165ZM181 125H182V126H181ZM186 125H187V123H186ZM186 125H185V126H186ZM188 125H189V124H188ZM119 126H120V125H119ZM153 126H155V125L153 124ZM162 126H164V125H162ZM170 126H171V125H170ZM175 126H176V127H175ZM185 126H184V127H185ZM189 126H191V125H189ZM192 126H194V124H192ZM207 126H209V125H207ZM226 126H227V125H226ZM231 126H232V125H231ZM233 126H234V125H233ZM233 126H232V127H233ZM34 127H35V126H34ZM83 127H84V126H83ZM91 127H93V126H91ZM125 127H126V126H125ZM139 127H140V126H139ZM150 127H152L151 124H150ZM155 127H156V126H155ZM180 127H181L182 129H181ZM186 127H187V126H186ZM186 127H185V128H186ZM228 127H229V126H228ZM40 128H41V127H40ZM89 128H90V125H89ZM120 128H123V127H120ZM128 128H129V127H128ZM140 128H141V127H140ZM147 128H148V127H147ZM158 128H160V127L158 126ZM174 128H173V130H175ZM178 128H179V129H178ZM192 128H194V127H192ZM192 128H191V129H192ZM99 129H100V128H99ZM116 129H117V128H116ZM124 129H127V128H124ZM136 129H137V128H136ZM136 129L134 128V130H136ZM144 129H145V127H144ZM163 129L166 130V127L163 128ZM167 129H168V128H167ZM202 129H203V130H202ZM206 129H207V128H206ZM229 129H230V127H229ZM87 130H88V129H87ZM90 130H91V128H90ZM134 130H133V131H134ZM142 130H143V129H142ZM150 130H152V129L150 128ZM188 130H189V128H187L186 131H185V129H184V131L187 132V133L190 131V130H189V131H188ZM192 130H193V129H192ZM215 130H216V128H215ZM67 131H68V130H67ZM136 131H137V130H136ZM136 131H135V132H136ZM156 131H157V130H156ZM176 131H174L175 134H176ZM179 131H177V132H178L180 135H181V133H182V134L185 133V132H182V131L179 132ZM208 131H209V130H208ZM212 131H213V130H212ZM89 132H90V131H89ZM113 132H114V130H113ZM135 132H134V133H135ZM147 132H148V131H146V133H147ZM149 132H150V131H149ZM152 132H153V130L151 131V133H152ZM174 132L172 131V133H174ZM214 132H216V131H214ZM33 133H34V132H33ZM50 133H51V132H50ZM52 133H54V131H52ZM80 133H81V132H80ZM87 133H88V131H87ZM87 133H86V134H87ZM105 133H106V132H105ZM126 133H127V132H126ZM153 133H154V132H153ZM178 133H177V134H178ZM207 133H208V132H207ZM218 133H219V131H218ZM31 134H32V133H31ZM39 134H40V133H39ZM76 134H77V133H76ZM76 134H75V135H76ZM95 134H96V133H95ZM192 134H193V133H192ZM222 134H223V132H222ZM224 134H225V133H224ZM231 134H232V133H231ZM33 135H34V134H33ZM36 135H37V134H36ZM171 135H172V134H171ZM209 135H210V134H209ZM227 135H228V134H227ZM42 136H43V135H42ZM45 136H46V135H45ZM56 136H57V135H56ZM79 136H80V135H79ZM81 136H82V134H81ZM85 136H86V135H85ZM85 136H84V137H85ZM90 136H91V135H90ZM94 136H95V135H94ZM96 136H97V135H96ZM130 136H131V135H130ZM140 136H141V134L137 133V134H136V139H139ZM144 136H145V134H144ZM177 136H178V135H177ZM200 136L203 137L202 135H200ZM216 136H217V135H216ZM218 136L220 137V133L218 134ZM222 136L224 137L225 135H222ZM229 136L231 137L232 135L229 134ZM84 137H83V138H84ZM92 137H93V136H92ZM122 137H123V136H122ZM195 137H196V136H195ZM214 137H215V136H214ZM214 137L211 136V138H214ZM223 137H221V138H223ZM58 138H59V137H58ZM80 138H82V137H80ZM85 138H86V137H85ZM90 138H91V137H90ZM134 138H135V137H134ZM144 138H145V137H144ZM208 138H209V137H208ZM217 138H218V137H217ZM221 138H220V140H221ZM224 138H226V137H224ZM95 139H96V138H95ZM123 139H124V138H123ZM146 139L148 140V138H146ZM227 139H228V138H226V140H227ZM261 139L263 140V138H261ZM261 139H260V140H261ZM43 140H44V139H43ZM47 140H48V139H47ZM50 140H51V139H50ZM89 140H90V139H89ZM149 140H150V139H149ZM177 140H178V139H177ZM177 140H176V141H177ZM184 140H186V139H184ZM189 140H190V139H189ZM196 140H195V141H196ZM211 140H212L213 142H211V141H209V140H208V141L211 142V143H214V140H213V139H211ZM48 141H49V140H48ZM78 141H79V140H78ZM128 141H129V140H128ZM152 141H153V140H152ZM154 141H155V140H154ZM172 141H173V140H172ZM186 141H187V140H186ZM217 141H219V140L217 139ZM222 141H223V140H222ZM228 141H229V140H228ZM62 142H63V141H62ZM88 142H89V141H88ZM90 142H91V141H90ZM92 142H93V141H92ZM95 142H98V139H97V141H94V143H95ZM131 142H132V141H131ZM135 142H136V141H135ZM137 142H140V141L137 140ZM183 142H184V141H183ZM220 142H221V141H220ZM226 142H227V141H226ZM246 142H247V141H246ZM60 143H61V141H60ZM65 143H66V142H65ZM215 143H216V142H215ZM215 143H214V144H215ZM57 144H58V143H57ZM62 144H63V143H62ZM67 144H68V143H67ZM67 144H66V146H67ZM86 144H87V143H86ZM95 144H96V143H95ZM95 144H94V145H95ZM118 144H119V143H118ZM120 144H121V143H120ZM161 144H162V143H161ZM180 144H181V143H180ZM208 144H209V143H207V145H208ZM63 145H64V144H63ZM63 145H62V146H63ZM148 145H149V144H148ZM151 145H152V144H151ZM151 145H150V146H151ZM207 145H206V146H207ZM212 145H213V144H212ZM59 146H60V145H59ZM135 146H136V145H135ZM141 146H142V145H141ZM141 146H139V147H141ZM170 146H171V144H170ZM198 146H199V145H198ZM94 147H95V146H94ZM212 147H213V146H212ZM230 147H231V145H230ZM76 148H77V147H76ZM148 148H149V147H148ZM184 148H186V147L184 146ZM201 148H202V146H201ZM202 149H203V148H202ZM230 149H231V148H230ZM134 150H135V148H134ZM134 150H133V151H134ZM145 150H146V149H145ZM148 150H149V149L146 150V153L150 152V151H148ZM169 150H170V149H169ZM219 150H220V149H219ZM121 151H122V150H121ZM137 151H138V150H137ZM137 151L135 150V151H134V154L131 155V156H134L135 159H136V156H135L136 153H135V152H137ZM140 151H142V150H140ZM171 151H172V150H171ZM231 151H232V150H231ZM96 152H97V151H96ZM154 152H155V151H154ZM191 152H192V151H191ZM131 153H133V152L131 151ZM131 153H130V154H131ZM258 153H259V152H258ZM124 154H125V153H124ZM190 154H191V153H190ZM190 154H189V155H190ZM92 155H93V154H92ZM146 155H147V154H146ZM162 155H163V154H162ZM255 155H256V154H255ZM129 156H130V155H129ZM148 156H149V158H151V157H150V156H151L150 153H148ZM116 157H117V156H116ZM182 157H183V156H182ZM182 157H181V158H182ZM191 157H192V156H191ZM94 159H95V158H94ZM124 159H125V158H124ZM132 159H133V158H132ZM135 159H134V161H135ZM137 159H138V158H137ZM27 160H28V159H27ZM192 160H193V159H192ZM129 161H131V160H129ZM136 161H137V160H136ZM179 161H180V160H179ZM183 161H184V160H183ZM246 162H247V161H246ZM112 163H113V162H112ZM114 163H115V162H114ZM114 163H113V164H114ZM120 163H121V162H120ZM134 163H135V162H134ZM26 164H27V163H26ZM115 164H116V163H115ZM118 166H119V165H118ZM121 166H122V165H121ZM114 167H115V166H114ZM6 169H8V168H6ZM8 171H9V170H8ZM12 171H13V170H12ZM6 172H7V170H6ZM0 173H1V172H0ZM2 173H3V172H2ZM16 173H17V172H16ZM3 174H5V175L8 176V174H6V173H3ZM12 174H13V173H12ZM12 174H10V176H11ZM197 174H199V173H197ZM226 175H227V174H226ZM17 176H18V175H17ZM198 176H199V175H198ZM5 177H6V176H5ZM5 177H4V178H5ZM195 177H196V176H195ZM6 178H7V177H6ZM85 180H86V179H85ZM262 180H264V179H262ZM40 181H41V180H40ZM159 181H160V180H159ZM260 181H261V180H260ZM165 182H166V181H165ZM91 183H92V182H91ZM150 183H151V182H150ZM156 183H157V181H156ZM160 183H161V181H160ZM259 183H260V182H259ZM262 183H263V182H262ZM96 184H98V182H97ZM100 184H101V183H99V185H100ZM132 184H133V183H132ZM134 184H135V183H134ZM70 185H71V184H70ZM91 185H92V184H91ZM94 185H95V184H94ZM141 185H142V184H141ZM164 185H165V184H164ZM260 185H261V184H260ZM260 185H259V186H260ZM96 186H97V185H96ZM102 186H103V185H102ZM162 186H163V185H161L160 187L163 188ZM165 186H166V185H165ZM165 186H164V189H166ZM90 187H91V186H90ZM106 187H107V186H106ZM106 187H105V189H106ZM96 188H97V187H96ZM131 188H133V187H131ZM136 188H137V187H136ZM257 188H258V187H257ZM257 188H256V189H257ZM259 188H260V187H259ZM259 188H258V189H259ZM85 189H86V188H85ZM97 189H98V188H97ZM133 189H134V188H133ZM138 189H139V188H138ZM143 189H144V188H143ZM258 189L255 190V191H258ZM75 190H76V189H75ZM91 190H92V189H91ZM100 190H101V189H100ZM111 190H112V189H111ZM260 190H261V189H260ZM260 190H259V192H260ZM28 191H29V190H28ZM85 191H87V190H85ZM103 191H104V190H103ZM105 191H106V190H105ZM154 191H155V190H154ZM162 191H164V190H162ZM166 191H168V190H166ZM99 192H100V191H99ZM106 192L109 193V191H106ZM106 192H105V193H106ZM144 192H145V191H144ZM152 192H153V190H152ZM168 192H169V191H168ZM110 193H111V192H110ZM114 193H115V192H114ZM160 193H161V190H160ZM164 193H167V192L164 191ZM70 194H71V193H70ZM82 194H83V193H82ZM87 194H88V193H87ZM118 194H119V193H118ZM162 194H163V193H162ZM260 194H261V193H260ZM26 195H27V194H26ZM94 195H95V194H94ZM111 195H112V194H111ZM111 195H110V196H111ZM158 195H159V194H158ZM171 195H172V194H171ZM184 195H185V194H184ZM248 195H249V194H248ZM250 195H251V194H250ZM250 195H249V196H250ZM12 196H13V195H12ZM12 196H11V197H12ZM58 196H59V195H58ZM88 196H89V195H88ZM114 196H116V195L114 194ZM160 196H161V195H160ZM106 197H107V196H106ZM106 197H105V198L103 197L104 199H103L102 201H104V200L106 199ZM111 197H112V196H111ZM147 197H148V196H147ZM150 197H151V196H150ZM164 197H166L165 194H164ZM164 197H163V198H164ZM61 198H62V197H61ZM76 198H77V197H76ZM98 198H99V197H97V199H98ZM117 198H118V197H117ZM117 198H116V199H117ZM171 198H172V197H171ZM251 198H252V197H251ZM87 199H88V198H87ZM97 199L95 198V200H97ZM112 199H113V197H112ZM114 199H115V198H114ZM121 199H122V198H121ZM151 199H152V198H151ZM151 199H150V200H151ZM166 199L168 200V197H167ZM49 200H50V199H49ZM91 200H92V199H91ZM110 200H111V199H110ZM110 200H109V201H110ZM141 200H142V199H141ZM141 200H140V202H142ZM161 200H162V199H161ZM167 200H166V201H167ZM169 200H170V199H169ZM174 200H175V197H174ZM178 200H179V199H178ZM69 201H70V200H69ZM102 201H101V202H102ZM109 201H108V203H111V201H110V202H109ZM163 201H164V200H163ZM170 201H171V200H170ZM28 202H29V200H28ZM28 202H27V203H28ZM59 202H60V201H59ZM120 202H123V200L120 201ZM65 203H66V202H65ZM113 203H115V202H113ZM168 203H169V202H168ZM28 204H29V203H28ZM97 204H98V203H97ZM99 204H100V203H99ZM104 204H106V203H104ZM16 205H17V204H16ZM33 205H34V204H33ZM71 205H72V204H71ZM80 205H81V204H80ZM80 205H79V206H80ZM101 205H102V204H101ZM110 205H111V204H110ZM156 205H157V204H156ZM169 205H170V203H169ZM173 205H174V204H173ZM61 206H62V205H61ZM105 206H108V205H105ZM105 206H104V209L100 208L101 211H102V210H105ZM154 206H155V205H154ZM35 207H36V206H35ZM63 207H65V206H63ZM82 207H83V204H82ZM4 208H5V207H4ZM18 208H19V207H18ZM77 208H78V205H77ZM87 208H88V207H87ZM96 208H98V206H97ZM106 208H108V207H106ZM109 208H110V207H109ZM118 208H120V207H119V206L117 207V202H116V204H115V209H117L116 212H118V210H119ZM0 209H1V208H0ZM12 209H13V208H12ZM15 209H16V208H15ZM80 209H81V208H80ZM85 209H86V208H85ZM134 209H135V208H134ZM4 210H5V209H4ZM33 210H34V209H33ZM81 210H82V209H81ZM86 210H87V209H86ZM92 210H95V209H92ZM127 210H128V209H127ZM77 211H78V210H77ZM84 211H85V210H84ZM101 211L99 210L97 213L100 214ZM113 211H114V207H113ZM113 211H112L111 213H113ZM134 211H135V210H134ZM37 212H38V211H37ZM93 212H94V211H93ZM99 212H100V213H99ZM114 212H115V211H114ZM116 212H115V213H116ZM4 213H5V212H4ZM109 213H110V212H109ZM208 213H209V212H208ZM0 214H1V212H0ZM80 214H81V213H80ZM83 214H84V213H83ZM86 214H87V213H86ZM86 214H85V216H86ZM98 214H97L96 216H98L99 219H100L101 217H100ZM126 214H127V213H126ZM4 215H5V214H4ZM100 215H101V214H100ZM111 215H112V214H111ZM1 216H2V215H0V217H1ZM8 216H9V215H8ZM32 216H33V215H32ZM41 216H42V215H41ZM128 216H129V215H128ZM4 217H6V216H4ZM9 217H10V216H9ZM12 217H14V215H13ZM12 217H11V221H10V222H12ZM125 217H126V215H125ZM136 217H137V216H136ZM210 217L213 219V216L210 215ZM16 218H17V217H16ZM32 218H33V217H32ZM32 218H31V219H32ZM41 218H42V217H41ZM81 218H82V217H81ZM103 218H104V217L101 218L102 221H101V219H100V221L98 220L99 223L96 222V223H97V226H98L100 223L102 224V225L100 224V228H101V227H104V226H103V225H104V224H103V223H104V222H103V221H104ZM107 218H108V216H107ZM127 218H128V217H127ZM17 219H19V218H17ZM43 219H44V218H43ZM43 219H42V221H43ZM212 219H210V220H212ZM1 220H3L2 217H1ZM7 220H10V219H7ZM7 220H6V221H7ZM27 220H28V219H27ZM32 220H33V219H32ZM109 220H110V217H109ZM213 220H214V219H213ZM14 221H15V220H14ZM28 221H29L28 223L30 224L31 220L29 219ZM107 221H108V220H107ZM0 222H1V221H0ZM10 222H8V223H10ZM94 222H95V221H94ZM208 222H209V221H208ZM12 223H13V222H12ZM17 223H18V222H17ZM33 223H34V222L32 221V224H33ZM39 223H40V222H39ZM91 223H92V222H91ZM106 223H107V222H106ZM106 223H105V224H106ZM127 223H128V222H127ZM6 224H7V223H6ZM13 224H14V223H13ZM20 224H21V223H20ZM20 224H18V226H20ZM92 224H93V223H92ZM133 224H134V223H133ZM137 224H138V223H137ZM2 225H3V224H2ZM8 225H9V224H8ZM8 225H7V226H8ZM21 225H23V224H21ZM33 225H34V224H33ZM107 225H108V224H107ZM107 225H106V227H107ZM119 225H120V224H119ZM121 225H122V224H121ZM10 226H11V225H10ZM89 226H90V224H89ZM213 226H214V225H213ZM215 226H216V225H215ZM15 227H16V226H15ZM21 227H22V226H21ZM38 227H39V226H38ZM92 227H93V226H92ZM92 227H91V228H92ZM94 227H95V226H94ZM106 227H104V228H106ZM123 227H124V226H123ZM8 228H9V227H8ZM19 228H20V227H19ZM42 228H43V227H42ZM1 229H2V228H1V225H0V233L3 232V231H1ZM5 229H6V228H5ZM10 229H11V228H10ZM14 229H15V228H14ZM44 229H45V228H44ZM93 229L95 230V228H93ZM214 229H216V232L219 231V228H214ZM217 229H218V230H217ZM7 230H8V229H7ZM25 230H26V229H25ZM96 230H97V229H96ZM99 230H100V229H99ZM101 230H102V234H101V236H102V242H104V244H105V241H107V238H106V237L108 236V238H111V234H113V233H111L110 235H108V232H109V231H108L107 234H106L105 232H103V231H105L106 229H103V228H102ZM9 231H10V230H9ZM13 231H14V230H13ZM42 231H43V230H42ZM91 231H92V229H91ZM4 232H5V231H4ZM4 232H3V233H4ZM6 232H7V231H6ZM10 232H12V231H10ZM10 232H9V233H10ZM24 232H25V231H24ZM29 232H31V230H30ZM122 232H123V231H122ZM122 232H121V233H122ZM92 233H94V232H92ZM99 233H100V232H99ZM217 233L219 234L220 232H217ZM35 234L38 235V233H35ZM35 234H31V236H32V235L34 236ZM116 234H117V233H116ZM0 235H1V234H0ZM77 235H78V233H77ZM106 235H107V236H106ZM208 235H209V234H208ZM219 235H220V234H219ZM219 235H218V236H219ZM3 236H4V234H3ZM3 236H1V237H3ZM5 236H6V235H5ZM33 236H32V237H33ZM40 236H41V235H40ZM82 236H83V235H82ZM12 237H13V236H12ZM34 237H35V236H34ZM121 237H124V235L122 234ZM171 237H172V236H171ZM37 238H38V237H37ZM39 238H40V237H39ZM64 238H65V240H64ZM64 238H62L63 240H61V241H68V242H69V240H70L71 238H73V237L70 238L69 236H68V237H65V236H64ZM78 238H80V237H78ZM97 238H98V236H97ZM217 238L219 239V237H217ZM3 239H4V237L1 238L0 240L3 242ZM27 239H28V238H27ZM33 239L35 240L36 237L33 238ZM43 239H44V238H42V239H41V238H40V239H37L35 242L38 243V245H41V247H42L41 249H44V250L38 249V248H37L38 245H37L36 243H32V247H31V245L29 246V244L26 243V244L28 245V247L34 249V250L30 249L29 252H31V253H32V252H33V253L35 252V254H36V256H37V261H36V263L34 262V264H41V263L44 264L45 262H46V263H49V262H48L49 259L45 260V259H46V258H45L46 255H48V256L57 255V257H58L57 259H60L59 257H64L63 259L67 260L68 262L74 260V258L72 257V254L70 253V251H65V250H63L64 248L61 246V244H60L59 242H55V243H53V245H51L50 243H48V244H42L41 241H42ZM75 239H77V238H75ZM85 239H86V238H85ZM118 239H120L119 236H118ZM4 240H5V239H4ZM46 240H47V239H46ZM59 241H60V240H59ZM100 241H101V240H100ZM122 241L125 242V241H126V238H123ZM32 242H33V241H32ZM123 242H122V243H123ZM184 242H185V241H184ZM184 242L181 243V244H179V245H177V246H175V247L173 246V247H174V248H173V251L171 250V251H170L171 253H169V254H172L173 259H174V257H175V259H176L175 262L177 261L176 264H178V260H177V259H180V258H182V257H184V256H185V258H186V256H187V255H186V253H188V252H186V249H187V248H186V247H187V243H186V242L184 243ZM222 242H223V241H222ZM262 242H263V241H262ZM3 243H4V242H3ZM73 243H74V242H73ZM78 243H79V242H78ZM109 243H110V239H109ZM217 243H218V242H217ZM263 243H264V242H263ZM26 244H25V245H26ZM80 244H82V242H81ZM102 244H103V243H102ZM176 244H177V243H176ZM185 244H186V245H185ZM220 244H221V243H220ZM23 245H24V244H23ZM84 245H85V244H84ZM86 245H88V244H86ZM109 245H110V244H109ZM130 245H131V243H130ZM103 246H104V245H103ZM69 247H70V246H68V248H69ZM218 247H219V246H218ZM243 247H244V246H243ZM23 248H24V247H23ZM89 248H90V247H89ZM107 248H108V247H107ZM107 248H105V250H106ZM116 248H117V247H116ZM126 248H127V247H126ZM244 248H245V247H244ZM28 249H29V248H28ZM83 249H84V248H83ZM31 250H32V251H31ZM126 250H128V249H126ZM44 251H45V252H44ZM7 252H8V251H7ZM22 252H23V253H22ZM22 252H21L22 254H25V253H26L25 249L22 250ZM106 252H107V251H106ZM129 252H130V251H129ZM4 253H5V252H4ZM4 253H3V254H4ZM9 253H10V252H9ZM33 253H32V254H33ZM209 253H211V252H209ZM7 254H8V253H7ZM35 254H33V255L35 256ZM94 254H95V253H94ZM131 254H134V255H135L134 258L136 259V258L139 256L140 251H139L138 248H136ZM160 255H161V254H160ZM175 255H178L179 258H178V256L176 257ZM145 256H146V255H145ZM172 256L170 255V258H172ZM104 257H105V253H104ZM104 257H103V258H104ZM112 257H113V256H112ZM126 257H127V256H126ZM128 257L131 258L132 256H131V257L128 256ZM140 257H141V256H140ZM5 258H6V257H5ZM47 258H48V257H47ZM123 258H125V257H123ZM134 258H133V259H134ZM160 258H161V256H160ZM168 258H169V257H168ZM170 258H169V262H170V264H173V262H171L173 259L170 260ZM7 259H8V258H7ZM7 259H6V260H7ZM9 259L12 261V259H11L10 257H9ZM127 259H128V258H127ZM183 259H184V258H183ZM3 260L5 261V259H3ZM10 260H9V262H10ZM35 260H36V259H35ZM50 260H51V258H50ZM50 260H49V261H50ZM118 260H120V259H118ZM186 260H187V258H186ZM201 260H202V259H201ZM51 261H52V260H51ZM55 261L58 262L59 264L61 263V262H59V260H58V261L55 260ZM121 261H123V260H121ZM139 261H140V260H139ZM19 262H20V261H19ZM102 262H103V261H102ZM181 262L183 263L184 261H180V263H181ZM46 263H45V264H46ZM111 263H112V262H111ZM131 263H132V262H131ZM167 263H168V261H167ZM182 263H181V264H182ZM3 264H4V263H3ZM9 264H17V263H16V262L14 263V261H13V262H11V263H9ZM20 264H24V263L22 262V263H20ZM61 264H63V262H62ZM91 264H92V263H91ZM183 264H184V263H183Z\"/></svg>",
    "mask_w": 264,
    "mask_h": 264
}]
</instances>
